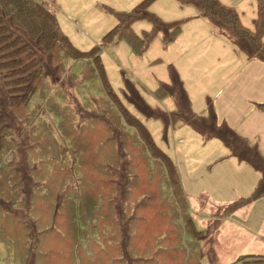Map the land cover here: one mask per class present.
Segmentation results:
<instances>
[{
    "label": "rangeland",
    "instance_id": "rangeland-1",
    "mask_svg": "<svg viewBox=\"0 0 264 264\" xmlns=\"http://www.w3.org/2000/svg\"><path fill=\"white\" fill-rule=\"evenodd\" d=\"M35 1L54 12L75 48L96 50L102 75L93 56L68 57L74 55L65 43L42 50L9 42L0 19V52L15 47L14 59L34 63L27 76L4 77L9 70L0 67V264H256L244 261L264 255V195L231 216L224 205L250 197L258 172L217 138L173 124L171 100L153 93L159 82H172L171 66L194 113H205L209 99L218 121L257 144L264 158V63L246 59L177 0L148 3L150 13L180 22L181 30L168 45L157 33L140 53L106 34L117 23L114 12H130L142 0ZM218 1L254 31L257 0ZM132 29L142 37L153 27L140 20ZM138 97L154 110L151 117ZM134 115L175 162L185 195L171 194ZM112 179L124 186L120 208L111 211L100 200L108 203L110 191L117 197L102 183ZM87 200L91 223L82 210Z\"/></svg>",
    "mask_w": 264,
    "mask_h": 264
},
{
    "label": "trees",
    "instance_id": "trees-1",
    "mask_svg": "<svg viewBox=\"0 0 264 264\" xmlns=\"http://www.w3.org/2000/svg\"><path fill=\"white\" fill-rule=\"evenodd\" d=\"M150 1L151 0H142L136 6H134L130 12H114L113 14L117 19V23L108 32V34H106V36H116L126 39L131 45L132 49L137 53L145 50L149 46L154 36L159 32L162 33L164 44L168 45L180 33L181 23L162 22L157 16L148 11L147 6ZM177 1L181 6H193L198 11L199 15L202 18L208 20L211 26L222 36L227 38L235 47V49L241 52L246 57V59L249 61H258L264 63V0H257V16L253 20L255 27L254 31L245 28V26L241 23L239 14L233 8L222 5L218 0ZM0 17V19L3 20V37L9 38V42L12 39L17 41L26 40L31 42V44L34 43L41 49L43 48L42 50L50 48L51 44L56 42L65 43L74 55L72 56L67 54L68 57L74 60H81V57L84 59L93 56V60L96 59L97 62L92 61V63L94 64L99 75H102V64L96 54V50L89 54H85L75 48L68 40V37L61 32L54 12L45 5L39 4L35 0H0ZM140 20L149 22L153 27L151 33H144L142 37L135 34L132 29V25ZM14 48L15 47L9 46V48H6V52L4 54L3 52H0V67H5V69L7 68L9 70V73L6 72L3 75L6 77L8 74L11 75L12 73H15L22 76H27L26 69L31 67L34 63L33 61L25 59L23 56L14 59L15 57H12L15 55ZM15 56L17 57L18 55ZM3 59L7 62H3ZM169 71L172 74V82L170 84L159 82L158 87L155 89L153 95L156 99L169 97L172 100L174 108L173 111H170V115L173 117L172 123L174 124L176 122H181L189 125L204 140L217 138L229 151L231 156L235 157L239 162L247 164L259 174V179L250 197H241L232 203H229L228 205H224L226 210L229 211V216H231L238 210H241L243 207L251 204L264 195V158L261 155L257 144H251L247 138L237 134L225 121H218L213 111L212 103L209 99L207 100L205 113H194L191 109L187 94L171 66L169 67ZM138 98L144 103L145 107V102L140 97ZM135 104L139 109L138 112H142V110L139 108V104L136 102ZM146 107L149 108L147 105ZM123 110L128 115V110ZM153 111L154 110L150 108L148 109V114L150 117L152 116ZM130 115L133 116L132 114ZM117 117L119 118L118 115ZM166 118L168 119V117ZM110 119L115 121L114 117H110ZM134 119L137 122V126H141L149 138L152 139V142L150 141L151 144L144 141L143 142L148 153L152 154L153 159L156 162L162 163L163 166H161V169L164 172V180L166 185L170 188L171 194L174 197H177L176 194L178 191L182 196L183 191L181 189L178 173L176 171L175 162L169 157L168 154H166L156 145L148 128L144 123H142L141 118L134 115ZM159 119L162 120L160 117ZM162 121L167 126H170L169 121H166L165 119ZM109 127L111 128L110 124H108V128ZM129 127H132L134 130L136 129V127L133 125ZM140 139L144 140L146 137L144 139ZM107 168L110 173L112 171H117H114L113 168L108 166ZM112 180L113 181L102 180V183L107 184L109 190L112 189V191L117 194V197H112L113 194L110 191L108 193L109 197L106 199H109L108 203L100 200V207L105 205L110 207L111 211L113 208H120V203L118 201L121 200V196L119 193L123 194L124 186L121 182L115 179ZM94 202H96V198L93 199V203ZM88 204V200L83 203L82 210L83 214L87 218V223H91L92 219L90 218L91 215L88 214V210L92 207V205ZM85 206L86 212L84 213ZM95 206H99V204L96 203ZM185 206L187 207L186 199ZM36 241L37 240L35 239L34 243ZM30 242H32L31 238ZM245 257L246 260L244 263L263 264L264 261V255L250 254L245 255Z\"/></svg>",
    "mask_w": 264,
    "mask_h": 264
},
{
    "label": "crops",
    "instance_id": "crops-1",
    "mask_svg": "<svg viewBox=\"0 0 264 264\" xmlns=\"http://www.w3.org/2000/svg\"><path fill=\"white\" fill-rule=\"evenodd\" d=\"M198 12V11H197ZM201 17V16H200ZM204 19V18H203ZM212 27V26H211ZM215 30V29H214ZM214 30H212V32H214V33H216L217 31H214ZM256 62H258V61H256ZM155 98V97H154ZM167 98H169V97H167ZM170 99V98H169ZM171 100V99H170ZM171 103H172V106H173V102H172V100H171ZM174 109V108H173ZM173 111V110H172ZM140 117V116H139ZM141 118V117H140ZM201 137V136H200ZM179 142H181V140H179ZM185 195V194H184ZM186 197V196H185ZM187 198V197H186ZM202 200H204V197L202 198ZM201 204V201L198 203V206ZM197 206V207H198ZM241 210H243V209H241ZM241 210H238V211H241ZM245 246H246V243H245ZM251 246H253V245H251ZM257 249H259V246H255ZM251 252V251H250ZM253 253H258V252H254V251H252ZM252 255V254H251Z\"/></svg>",
    "mask_w": 264,
    "mask_h": 264
}]
</instances>
